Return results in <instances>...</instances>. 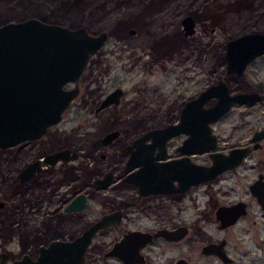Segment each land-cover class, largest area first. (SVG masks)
I'll use <instances>...</instances> for the list:
<instances>
[{"label":"flooded vegetation","instance_id":"af4514ba","mask_svg":"<svg viewBox=\"0 0 264 264\" xmlns=\"http://www.w3.org/2000/svg\"><path fill=\"white\" fill-rule=\"evenodd\" d=\"M260 3V17L264 20V0ZM135 33L134 29L133 34H128ZM246 33L264 34V30ZM235 37L226 40L225 49L227 41ZM94 55L78 78L77 96L70 101L57 123L50 125L39 137L0 147V263L39 264L41 260L44 264H72L67 255L76 256L79 245L75 244H82L84 233L99 223L83 249L80 264H234L236 260L230 255L227 237L210 238L217 232L227 234L247 216L250 204L245 199H236L215 206L208 216L217 223L215 228L206 226L205 222L201 229V222L195 216V212L199 213L196 202L201 186L207 187L222 176L235 172L254 152L263 150L264 137L257 141L260 146L247 154L236 168L202 182L195 181L194 172L200 165L212 163V153H228L235 147L253 146V133L264 125L252 132L249 142L229 147L219 145L221 140L213 129L217 120L209 123L210 130L203 136L177 127L167 128L165 132L156 131L177 125L183 106L195 95L172 99L160 124H152L160 113L150 111L132 118L138 120L142 129L133 125L123 129L115 124L99 129L98 122L105 118L125 119V113L119 111L106 113L109 109L117 111L120 108L124 91L121 86H116L100 98L87 99L85 105L93 112L82 113L74 109L83 90L82 76ZM259 60L264 62V53L247 63L240 76L225 73L241 77ZM73 86L74 83L70 82L64 88ZM117 88L121 91L118 102L102 105ZM263 89L264 78L252 90L231 92L228 87L230 94L258 93L260 100L256 103L234 106L248 108L256 105L262 108V112ZM215 101L210 98L203 106L209 107ZM168 107L172 109L168 111ZM88 116L93 120L90 121ZM75 118L90 121L78 125L79 129L81 126L96 127L94 137L84 144L73 145L71 133L75 128L65 129L64 125ZM188 121L185 122L187 128L192 126L195 132L200 131L195 129V123ZM207 146L209 149L201 151ZM58 151L66 152L64 159L45 161L47 155ZM260 175L264 181V172L258 171L247 184V189L263 215L264 207L250 191V185ZM236 202H243L246 212L235 222L222 226L216 215L217 208ZM201 234L203 238L208 237L205 242L200 241ZM219 243L222 244L219 251L228 258L226 262L214 251H204V247ZM47 249L48 252H43Z\"/></svg>","mask_w":264,"mask_h":264},{"label":"rangeland","instance_id":"374dc122","mask_svg":"<svg viewBox=\"0 0 264 264\" xmlns=\"http://www.w3.org/2000/svg\"><path fill=\"white\" fill-rule=\"evenodd\" d=\"M28 1L42 15L35 17L44 21L70 27L84 23L91 34L103 30L109 33L108 40L93 56L82 76L83 90L74 107L82 113L93 112L85 105L87 99L100 98L121 86L124 96L120 108L117 111L109 109L106 113L119 111L125 113V119L105 118L98 122L99 129L114 124L123 129L132 125L142 129L138 120L132 118L150 111L160 113L152 120V124L157 125L162 123V114L167 112L172 99L195 96L220 78L225 80L231 92L255 89L264 78L261 60L249 66L243 76L235 77L225 73L223 58L228 38L264 30V20L260 17L261 0H97V10L86 18V13L80 14L75 23L45 19L61 14L54 0ZM24 2L26 0H0V18L7 12L10 14L14 6L17 11L24 10ZM186 15L195 22V33L191 36H184L180 23ZM129 29H135V35H129ZM171 109L168 107V111ZM88 119L93 120L90 116ZM90 121L75 118L64 125L65 129L75 128L71 133L73 145L84 144L94 137L96 127H78ZM263 125L264 112L260 106H234L213 123V129L221 140L219 145L229 147L249 142L252 132ZM76 129L79 130L76 132ZM262 144L264 146V141ZM263 152L264 149L254 152L235 172L207 187L201 186L196 202L199 213L195 212V216L201 222V229L205 222L206 226L215 228L217 223L208 217L215 206L236 199H245L250 204L247 216L227 234L217 232L210 238L227 237L230 255L236 260L234 264H264V213L261 214L247 189L258 171L264 172ZM202 235L199 239L205 242L208 237Z\"/></svg>","mask_w":264,"mask_h":264},{"label":"water","instance_id":"95a60500","mask_svg":"<svg viewBox=\"0 0 264 264\" xmlns=\"http://www.w3.org/2000/svg\"><path fill=\"white\" fill-rule=\"evenodd\" d=\"M180 23L184 36L195 33V22L190 15L184 16ZM129 34L134 29L128 30ZM107 40V32L91 34L83 25L76 27L60 23L47 22L32 16L22 20H11L0 25V147L15 145L25 139L41 136L46 129L57 123L62 112L78 94V78L92 55ZM264 53V34L244 33L229 39L226 43L224 59L226 73L240 76L254 57ZM74 83L71 88H64L66 83ZM121 91H112L102 105L115 101ZM215 98L209 107L204 103ZM260 100L256 92H238L230 94L225 81L220 78L216 83L205 87L195 97L188 100L181 110L180 122L175 126L158 129L165 132L167 128L187 130L193 135L203 136L210 130L209 123L218 120L234 105H252ZM189 117V119H188ZM195 123V132L187 128L185 122ZM264 137V128L256 130L252 135L253 146L235 147L228 153L210 154L212 163L200 165L195 170V181L202 182L213 179L222 171L239 166L244 157L257 149L259 139ZM209 149L202 147L201 151ZM65 151H58L45 157V161L64 159ZM251 193L264 207V181L260 175L250 185ZM246 212L243 202L219 206L217 218L225 226L236 221ZM99 223L84 233L78 254L67 255L72 264H80L82 252ZM81 242V240H79ZM219 244L204 247V251H214L225 262L228 260L224 252L219 251ZM73 250V249H72ZM49 249L43 251L48 252ZM70 253V252H68ZM45 255V254H44ZM41 256V255H40ZM27 262H15L25 264ZM3 264V263H0ZM41 263V260L39 261ZM66 264V263H63ZM69 264V262L67 263Z\"/></svg>","mask_w":264,"mask_h":264},{"label":"trees","instance_id":"16d2710c","mask_svg":"<svg viewBox=\"0 0 264 264\" xmlns=\"http://www.w3.org/2000/svg\"><path fill=\"white\" fill-rule=\"evenodd\" d=\"M54 1L56 3L57 10L58 11L61 10V14L60 15L55 14L54 16L45 18L48 21H51L52 19H56V21L62 23H66L67 21H70V23H75L80 14L86 13L85 14V18H86V15H89V13H91L93 10L96 11L97 8L99 7V3H97V0H54ZM102 8L105 9L104 6H102ZM21 12H24L25 14L20 16ZM37 14L40 17L42 16L38 11L36 12V10L32 7L31 3L28 0H26V2H24V10L17 11V9H15L14 6L10 14H8L7 12L4 14L5 15L4 18L2 19L0 18V23L11 20H18L15 19L18 17L22 19L25 17L35 16ZM82 25L85 24L83 23Z\"/></svg>","mask_w":264,"mask_h":264}]
</instances>
